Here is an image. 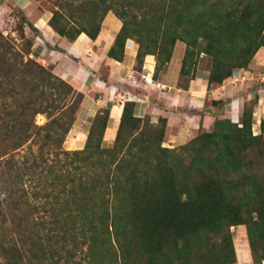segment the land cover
<instances>
[{
  "label": "trees",
  "instance_id": "16d2710c",
  "mask_svg": "<svg viewBox=\"0 0 264 264\" xmlns=\"http://www.w3.org/2000/svg\"><path fill=\"white\" fill-rule=\"evenodd\" d=\"M43 2L48 26L69 42L95 40L112 13L121 27L108 58L121 62L131 40L134 70L153 56V79L182 44L180 77L205 65L209 91L264 48V0ZM24 17L18 43L0 31V264H237V227L262 264L264 120L253 134L254 101L239 122L216 118L175 148L163 146L165 119L138 117L128 101L110 147L105 108L83 147L66 150L85 95L35 59L38 31Z\"/></svg>",
  "mask_w": 264,
  "mask_h": 264
},
{
  "label": "crops",
  "instance_id": "0c3cea01",
  "mask_svg": "<svg viewBox=\"0 0 264 264\" xmlns=\"http://www.w3.org/2000/svg\"><path fill=\"white\" fill-rule=\"evenodd\" d=\"M50 16L43 13L29 17L38 31L32 53L41 65L52 67L54 75L85 95L76 123L68 134L73 143L84 145V129L98 110L108 108L103 147H110L123 105L128 101L134 102L138 117L149 116L152 123L165 119L163 146L168 148L185 144L200 130H211L216 118L239 122L244 106L250 101H254L252 131L255 135L260 133L259 125L264 120V48L257 51L248 69L235 70L222 86L209 91V72L205 65L197 69L191 80L180 77L184 50L180 43L174 49V52L179 49L177 56L173 52L169 64L153 79V56L145 57L141 71L134 70L137 45L131 40L125 44L121 62L108 58L107 53L121 27L112 13L105 16L95 40L81 34L74 42L53 32L48 26ZM223 102L226 103L223 105ZM236 235L241 240L236 247L237 264H252L244 228H235L233 238Z\"/></svg>",
  "mask_w": 264,
  "mask_h": 264
},
{
  "label": "rangeland",
  "instance_id": "374dc122",
  "mask_svg": "<svg viewBox=\"0 0 264 264\" xmlns=\"http://www.w3.org/2000/svg\"><path fill=\"white\" fill-rule=\"evenodd\" d=\"M21 5L23 6V12L20 8ZM49 8L50 7L45 4L43 0H0V31L9 38H12L16 43H18L19 37L16 30L22 22H25L24 15L26 16V18H29L32 15L38 16L43 13H50L48 11ZM180 45L183 47L182 44ZM178 50L179 49L177 48L174 52L175 57L177 56ZM45 122V116L38 115L36 117L37 125H42ZM69 139L70 137L68 136L63 145L64 149L75 150L74 148L80 149L83 147V145L79 146ZM2 149L3 147L0 146V150ZM3 197L4 195L0 193V199H2ZM235 242L237 245L238 243H241L238 235H236L235 237Z\"/></svg>",
  "mask_w": 264,
  "mask_h": 264
}]
</instances>
